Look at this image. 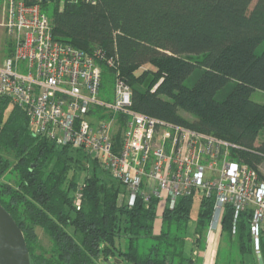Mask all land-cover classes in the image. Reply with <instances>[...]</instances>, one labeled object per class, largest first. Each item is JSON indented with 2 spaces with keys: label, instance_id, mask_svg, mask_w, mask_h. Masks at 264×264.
<instances>
[{
  "label": "trees",
  "instance_id": "1",
  "mask_svg": "<svg viewBox=\"0 0 264 264\" xmlns=\"http://www.w3.org/2000/svg\"><path fill=\"white\" fill-rule=\"evenodd\" d=\"M24 1L50 11L57 39L114 57L104 68L107 99L119 74L132 88L131 109L235 144L232 159L264 180V102L251 98L264 91V0ZM28 122L25 110L0 94V202L23 230L32 264H202L212 199L199 200L189 232L195 197H179L161 217L155 196L138 195L130 205L125 186L98 157L58 145ZM249 221L242 213L233 234L227 209V246L215 264H246L254 253ZM261 246L264 264V230Z\"/></svg>",
  "mask_w": 264,
  "mask_h": 264
},
{
  "label": "built area",
  "instance_id": "2",
  "mask_svg": "<svg viewBox=\"0 0 264 264\" xmlns=\"http://www.w3.org/2000/svg\"><path fill=\"white\" fill-rule=\"evenodd\" d=\"M0 28L13 44L11 55L0 47V94L25 110L34 133L98 157L123 183L122 197L130 205L138 195L145 201L155 196L160 217L181 196L212 199L205 238L207 251H212L206 252L203 264H215L227 209H233V234L241 214L250 213L253 250L262 258L264 180L255 168L232 159L235 144L134 111L132 88L119 74L112 99H107L102 80L114 57L100 48L89 53L57 39L37 3L8 0ZM81 197L78 188V206Z\"/></svg>",
  "mask_w": 264,
  "mask_h": 264
},
{
  "label": "water",
  "instance_id": "3",
  "mask_svg": "<svg viewBox=\"0 0 264 264\" xmlns=\"http://www.w3.org/2000/svg\"><path fill=\"white\" fill-rule=\"evenodd\" d=\"M0 264H32L25 234L12 214L1 202Z\"/></svg>",
  "mask_w": 264,
  "mask_h": 264
},
{
  "label": "rangeland",
  "instance_id": "4",
  "mask_svg": "<svg viewBox=\"0 0 264 264\" xmlns=\"http://www.w3.org/2000/svg\"><path fill=\"white\" fill-rule=\"evenodd\" d=\"M7 1L8 0H0V22L3 20V16L5 14V8L7 6ZM52 7H53V2H49V4H48L49 10H51ZM48 13H50V11H47V14ZM263 46H264V43H262L259 46L258 51H260ZM0 47H1V51L4 52L6 55H9L10 49L13 47V44L11 42H9V39L7 37L6 38L4 37V32H3L2 28H0ZM111 87L107 85V87H105V88L107 91H111L112 90ZM251 98L255 101H258V102H264V91L259 90V89L254 90L252 92ZM261 168H262V171L264 172V162L261 164ZM199 208H200L199 199H196V201L194 202V205H193L192 219L190 221L189 232L192 231L193 227L196 224ZM37 230H38V234H39L42 245L45 248H49V246L51 245V240H50L49 236L41 228H38ZM224 236L221 238V241H220L219 246H218V250L221 248L223 249V248H225V246H227V240ZM205 247H206V244H205L204 248L203 247L200 248L199 251H203L205 249ZM245 260H246V264H260L259 257L257 256V254L255 252L254 253H248L245 257Z\"/></svg>",
  "mask_w": 264,
  "mask_h": 264
},
{
  "label": "crops",
  "instance_id": "5",
  "mask_svg": "<svg viewBox=\"0 0 264 264\" xmlns=\"http://www.w3.org/2000/svg\"><path fill=\"white\" fill-rule=\"evenodd\" d=\"M217 237H218V235L216 236V238H217ZM221 238H222L221 236H220V238L218 237V240H219V241H218V243H217V249H218L219 243H220V241H221ZM205 243H206V241H205ZM208 251H212V250H208ZM208 251H207V248H206V247H205V249H204L203 251H200V255L202 256V264H203V262H204V260H205L204 258H206V257H205V254H206V252H208ZM217 252H218V250H217ZM217 252H216V253H217ZM210 253L212 254V252H210ZM210 253H209V254H210ZM216 260H217V255H216V257H215V262H216Z\"/></svg>",
  "mask_w": 264,
  "mask_h": 264
}]
</instances>
